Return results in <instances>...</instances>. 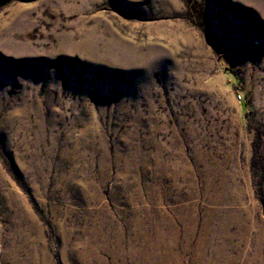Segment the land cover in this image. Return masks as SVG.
Instances as JSON below:
<instances>
[{"label": "rangeland", "instance_id": "1", "mask_svg": "<svg viewBox=\"0 0 264 264\" xmlns=\"http://www.w3.org/2000/svg\"><path fill=\"white\" fill-rule=\"evenodd\" d=\"M260 256L264 0H0V264Z\"/></svg>", "mask_w": 264, "mask_h": 264}, {"label": "bare ground", "instance_id": "2", "mask_svg": "<svg viewBox=\"0 0 264 264\" xmlns=\"http://www.w3.org/2000/svg\"><path fill=\"white\" fill-rule=\"evenodd\" d=\"M258 264H264V258L263 257L260 256V258H258Z\"/></svg>", "mask_w": 264, "mask_h": 264}]
</instances>
